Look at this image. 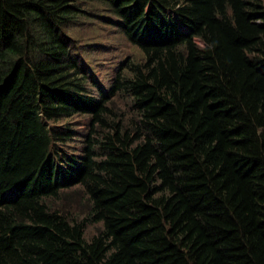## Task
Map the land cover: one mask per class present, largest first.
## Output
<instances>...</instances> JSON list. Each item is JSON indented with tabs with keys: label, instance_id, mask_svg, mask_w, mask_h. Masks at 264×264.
Masks as SVG:
<instances>
[{
	"label": "trees",
	"instance_id": "1",
	"mask_svg": "<svg viewBox=\"0 0 264 264\" xmlns=\"http://www.w3.org/2000/svg\"><path fill=\"white\" fill-rule=\"evenodd\" d=\"M82 2L143 55L97 98ZM0 264H264V0H0Z\"/></svg>",
	"mask_w": 264,
	"mask_h": 264
},
{
	"label": "rangeland",
	"instance_id": "2",
	"mask_svg": "<svg viewBox=\"0 0 264 264\" xmlns=\"http://www.w3.org/2000/svg\"><path fill=\"white\" fill-rule=\"evenodd\" d=\"M80 7L84 9V12L89 17H78L68 28L66 35L70 41L77 43L79 47L75 50V54L80 58L85 69L99 83V85L96 84L97 88L87 87L86 95L97 98L100 93L99 90H103L104 87L109 93L111 82L122 67H125L127 63H142L143 55L136 46L130 44L125 39L112 21L105 19L111 17L109 16L110 14L102 10V7L91 12H88V8L93 9L92 5L82 2L80 3ZM107 100L111 102L109 107L117 115H125L130 112V105L122 96L110 97ZM61 124L68 125L73 130L74 137L73 141L66 143L60 149L74 157L82 156L84 138L89 133V117L76 115L70 119L62 120L57 126ZM78 189L76 187L72 190ZM59 204H62L61 208L58 204H54V206L78 220L85 218L87 215L86 209L88 204L86 198L81 194L79 198H68ZM86 227L84 239L89 241L93 236L98 234L101 225L94 224L87 225Z\"/></svg>",
	"mask_w": 264,
	"mask_h": 264
}]
</instances>
